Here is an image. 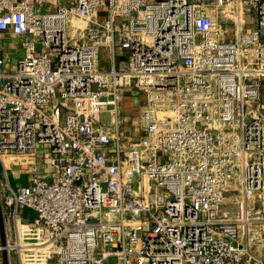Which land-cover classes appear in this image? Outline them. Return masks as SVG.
I'll list each match as a JSON object with an SVG mask.
<instances>
[{
  "label": "built area",
  "instance_id": "built-area-1",
  "mask_svg": "<svg viewBox=\"0 0 264 264\" xmlns=\"http://www.w3.org/2000/svg\"><path fill=\"white\" fill-rule=\"evenodd\" d=\"M0 37V264H264V0H0Z\"/></svg>",
  "mask_w": 264,
  "mask_h": 264
},
{
  "label": "rangeland",
  "instance_id": "rangeland-1",
  "mask_svg": "<svg viewBox=\"0 0 264 264\" xmlns=\"http://www.w3.org/2000/svg\"><path fill=\"white\" fill-rule=\"evenodd\" d=\"M81 24V23H79ZM83 25V23L81 24ZM14 44V46L12 45ZM0 46L3 47L4 50H8L10 55H11V59L14 60L15 59V54H16V42H11L10 39H7L5 37H3V39L0 37ZM2 55V53L0 52V56ZM101 56V54H100ZM125 103H130L127 100H125ZM132 115L130 114V117ZM1 181V180H0ZM26 182V175H20L17 179H11L10 180V184L11 185H16V184H25ZM1 205V204H0ZM5 209H2L1 206V213H2V219H3V231H4V236L5 239H10L13 240L14 239V234H13V224H12V220L10 218H8L6 216V214L4 213ZM22 217L25 219H31L33 217V214L29 211H25L24 213H22ZM7 264H17V259H16V255L15 253L12 251L9 255L8 258V262Z\"/></svg>",
  "mask_w": 264,
  "mask_h": 264
},
{
  "label": "crops",
  "instance_id": "crops-1",
  "mask_svg": "<svg viewBox=\"0 0 264 264\" xmlns=\"http://www.w3.org/2000/svg\"><path fill=\"white\" fill-rule=\"evenodd\" d=\"M106 55H107V53L105 52V49H102L101 50V56H100V59H99V63L103 67L108 66V62L105 59ZM260 94H261V97H260L261 98V101L264 102V79H262V81H261ZM25 211H29V212H31L33 214V211L31 209L26 208V209L23 210V213Z\"/></svg>",
  "mask_w": 264,
  "mask_h": 264
},
{
  "label": "water",
  "instance_id": "water-1",
  "mask_svg": "<svg viewBox=\"0 0 264 264\" xmlns=\"http://www.w3.org/2000/svg\"><path fill=\"white\" fill-rule=\"evenodd\" d=\"M5 244V236L3 231V219L1 213V206H0V245L3 246ZM1 260L2 264H7V253L4 249L1 250Z\"/></svg>",
  "mask_w": 264,
  "mask_h": 264
}]
</instances>
